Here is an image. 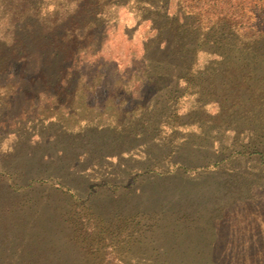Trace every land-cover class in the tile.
I'll return each mask as SVG.
<instances>
[{
    "label": "rangeland",
    "instance_id": "374dc122",
    "mask_svg": "<svg viewBox=\"0 0 264 264\" xmlns=\"http://www.w3.org/2000/svg\"><path fill=\"white\" fill-rule=\"evenodd\" d=\"M9 1L0 264H264V0Z\"/></svg>",
    "mask_w": 264,
    "mask_h": 264
},
{
    "label": "trees",
    "instance_id": "16d2710c",
    "mask_svg": "<svg viewBox=\"0 0 264 264\" xmlns=\"http://www.w3.org/2000/svg\"><path fill=\"white\" fill-rule=\"evenodd\" d=\"M18 1L26 3V7L22 8V10H20L18 13H15V14H13L15 11L9 12L8 18L6 20V25L10 29H13L16 24L23 22L24 20L29 19V18H34L36 20H39L41 22V27H42L43 26L42 19H44V17L47 14L51 13L54 9H60L59 10L60 19L58 20V22L63 21L66 18V16L71 12V8L70 9L65 8V7H67V4L70 2V0H17V2ZM79 1L80 0H72L71 2L77 3ZM9 2H12V0H10ZM17 4L18 3H13L12 6L15 7V6H17ZM63 6H65V7H63ZM63 8L65 10H63ZM221 10H222V8H221ZM227 14L228 13H226V15H222L221 17H216V20L213 22V24L220 22V21L225 22L226 24H228V26L230 28H232V30H233L232 32L234 34H236V36L245 44H253L260 36L264 35V28L263 27L258 26L257 28H254L252 26H242V23L240 22L241 18H239V17L237 18V16H238L237 14H234V12H231L230 15H228V16H227ZM195 15L200 17V12H197ZM107 18L109 20L111 19L110 16H108ZM213 24H211V25H213ZM206 26H209V25H206ZM44 31H46V30H44ZM117 31L118 30H115L114 32L110 31V33H113L115 36H116V34H119L118 35L119 39L124 40V43H126V45L128 43H131L130 38H127L123 33H121L120 31H118L119 32L118 33ZM12 40H13V37H11L10 41L7 43L10 44L12 42ZM23 53H25V51ZM165 75L166 74H164V76ZM51 107H52V105H50L49 108H51ZM36 117L38 119L43 118L45 120H49V119L54 120V117L49 115L45 109L44 110L38 109L36 112ZM63 128H64V126H63ZM104 179L105 178H100V180H98L94 184V186L106 185L107 182Z\"/></svg>",
    "mask_w": 264,
    "mask_h": 264
}]
</instances>
